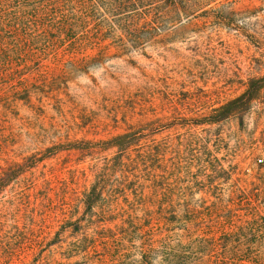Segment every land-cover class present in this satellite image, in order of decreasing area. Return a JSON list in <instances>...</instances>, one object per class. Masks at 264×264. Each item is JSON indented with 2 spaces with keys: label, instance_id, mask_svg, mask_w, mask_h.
Instances as JSON below:
<instances>
[{
  "label": "trees",
  "instance_id": "16d2710c",
  "mask_svg": "<svg viewBox=\"0 0 264 264\" xmlns=\"http://www.w3.org/2000/svg\"><path fill=\"white\" fill-rule=\"evenodd\" d=\"M95 1L0 0V264H264V216L236 214L256 209L251 193L237 184L248 172L240 177L237 166L218 170L209 162L216 176L207 184L197 181L221 195L215 183L239 176L233 184L240 199L234 209L217 197L179 204L167 200L159 175L163 150L142 146L159 134L150 124L108 141L78 140L42 154L14 155L4 108L20 101L30 105L33 94L52 89L54 75L41 56H104L109 46H100V33L88 30L96 8L130 21L133 36L143 9L155 0H97V6ZM105 30L99 29L106 35ZM263 90L264 76L194 125H223L248 112ZM95 151L112 156L91 166L95 180L84 190L89 174L76 165L94 159ZM63 153L77 156L76 168L43 164Z\"/></svg>",
  "mask_w": 264,
  "mask_h": 264
},
{
  "label": "rangeland",
  "instance_id": "374dc122",
  "mask_svg": "<svg viewBox=\"0 0 264 264\" xmlns=\"http://www.w3.org/2000/svg\"><path fill=\"white\" fill-rule=\"evenodd\" d=\"M143 10L144 19L131 36L135 25L96 8L88 30L100 33V46H109L104 56H41L54 75L52 89L33 94L30 105L20 101L4 108L14 155L42 154L78 140L108 141L150 124L159 134L142 146L163 150L159 175L167 200L179 204L217 197L232 207L240 201L233 186L239 176L215 183L221 195L197 181L207 184L216 176L209 162L218 170L237 166L240 177L249 174L237 184L251 193L256 209L236 214L259 220L264 216V90L248 112L221 126L194 123L264 76V0H155ZM101 24L106 35L99 31ZM78 59H84L80 66L74 64ZM95 152L94 159L76 165L89 174L84 190L95 180L91 166L112 156ZM76 160L63 153L43 164L76 168Z\"/></svg>",
  "mask_w": 264,
  "mask_h": 264
}]
</instances>
